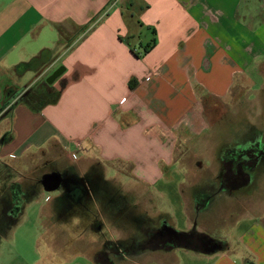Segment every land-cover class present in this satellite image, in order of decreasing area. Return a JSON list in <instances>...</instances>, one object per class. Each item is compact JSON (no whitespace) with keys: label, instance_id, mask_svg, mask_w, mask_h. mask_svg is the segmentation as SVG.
I'll use <instances>...</instances> for the list:
<instances>
[{"label":"crops","instance_id":"1","mask_svg":"<svg viewBox=\"0 0 264 264\" xmlns=\"http://www.w3.org/2000/svg\"><path fill=\"white\" fill-rule=\"evenodd\" d=\"M263 12L264 0H0V237L44 193L47 226L67 221L80 188L102 201L103 185L84 175L112 164L174 203L182 226L161 209L143 216L225 244L212 252L180 244L115 264L147 255V264H177L179 252L189 264H264V167L250 185L226 188L219 160L261 125ZM61 66L38 110L18 101L45 89L43 78ZM226 118L232 124L210 146L208 130ZM197 144L213 151L209 165L197 159ZM49 173L60 182L48 190ZM172 182L174 195L165 189ZM103 226H82L92 264L108 241L136 231L121 238Z\"/></svg>","mask_w":264,"mask_h":264},{"label":"rangeland","instance_id":"2","mask_svg":"<svg viewBox=\"0 0 264 264\" xmlns=\"http://www.w3.org/2000/svg\"><path fill=\"white\" fill-rule=\"evenodd\" d=\"M48 77L47 75L43 78L41 85L43 84L46 87L53 85L52 82L49 83L46 81ZM233 118L239 120L238 117ZM232 121V118H226L225 121H222L221 126L212 127V130L209 129L208 132H210V136L207 137L205 141L209 140L211 141V143H209L210 146L214 144V146L217 145L218 147V142L221 139L220 136L223 134L224 128L225 130L228 129ZM193 149L197 152V159H200L203 164L209 165L212 162L210 160L213 155L212 150L209 148H202L199 144ZM88 161H92V164L96 162L94 158ZM88 173L90 176L91 174L98 175V178L93 179L94 184L102 185L105 182H109L107 188L111 190V193L116 196L127 198L125 205H122L121 209H125L126 206L127 208L133 209L135 223L129 225L132 223L128 222L125 227L123 224L117 225V223L122 221V218L116 217L117 212L112 206H109L106 198L102 196V201L101 198L95 201L92 197H82V194L89 192L86 190L82 191V188H80V200L77 202V205L72 208L71 214L67 215V221L62 222L60 220V222H57L56 218L51 226H47V216L41 214L42 209L46 208L44 206L47 205L44 196L48 193H44V196L37 202L28 204L19 222L11 227L5 236L0 237V264H92L90 259L82 255V253L89 255L92 249H94L82 250V226L95 224L94 222H99V220H101V224L109 229L110 234L114 233V230L119 229V231H121L119 237L123 238L126 236V233L123 234L122 231L127 230L126 228L130 230L136 227L143 214H150L153 216L161 209L170 214L171 219L176 222L175 225L177 228H181V214L178 207H176L174 203L170 205L159 202L156 197H153L152 190H148L145 185L132 180L128 176L126 168L123 166L102 164L97 167L89 168ZM115 173L116 175H112L113 177H111V174ZM105 177H109L110 179L107 180L110 181H103ZM91 187L93 186L91 185ZM165 189L174 195L175 184L172 182L166 185ZM112 210H114V213ZM152 218L154 219V217ZM122 223L126 224L124 218ZM206 224L209 228L216 227V222L214 220ZM84 240L87 241V239ZM117 240L118 239H114L113 241ZM180 253L181 252H179L177 264H189ZM150 257L154 258V255L149 257L147 255L145 260L141 257L135 258V263L147 264L146 262ZM158 257V255H155L156 259H158ZM155 262L158 263V261Z\"/></svg>","mask_w":264,"mask_h":264},{"label":"flooded vegetation","instance_id":"3","mask_svg":"<svg viewBox=\"0 0 264 264\" xmlns=\"http://www.w3.org/2000/svg\"><path fill=\"white\" fill-rule=\"evenodd\" d=\"M262 117L261 125L256 131L254 128L248 130L246 136H243L238 144L226 146L219 154L221 184L226 188H239L250 185L259 170L264 167V113ZM84 178L94 185L93 179L98 178V175L91 174L90 176L89 173H86ZM102 185V196L106 198V201L109 202L110 200V204L117 208L115 209L117 211L116 217L122 218V221L124 218L126 223L129 222L132 223L129 225H133L135 223L133 211L127 206L125 209H121L122 205H125L126 199L123 196H116L111 193L105 183ZM76 199L79 201L80 197ZM77 202L73 203L71 201L69 205L72 207ZM140 218L133 234L123 240L108 241L109 243L105 244L104 249L95 252L94 260L96 264H115L116 259H123L127 255L150 250L171 249L181 244L179 237H175L171 225L164 218L157 217L153 219L149 216H141ZM95 224L101 225V220L96 221ZM199 238H203V236L188 232L184 244L191 245ZM203 240L208 241L210 239L204 237ZM213 243L214 241L211 240L210 244Z\"/></svg>","mask_w":264,"mask_h":264},{"label":"water","instance_id":"4","mask_svg":"<svg viewBox=\"0 0 264 264\" xmlns=\"http://www.w3.org/2000/svg\"><path fill=\"white\" fill-rule=\"evenodd\" d=\"M64 70V67H58L56 70H54L49 77L47 78V82H53V80L59 76ZM60 182V175L58 173H49L46 174L44 176V185L46 187V189H53L55 188L58 183ZM172 233L175 234V237H179L180 242L182 245H185V239H186V234L185 233H181V232H177L174 229H172ZM204 238V237H203ZM203 238H199L197 239L193 244L189 245L190 248L193 249H197L200 251H206V252H212L214 250H217L219 248V246L217 245V243H213L210 244L211 239L208 241H204Z\"/></svg>","mask_w":264,"mask_h":264},{"label":"trees","instance_id":"5","mask_svg":"<svg viewBox=\"0 0 264 264\" xmlns=\"http://www.w3.org/2000/svg\"><path fill=\"white\" fill-rule=\"evenodd\" d=\"M44 86V85H43ZM45 89H41V87H36L34 89H30L25 91L19 98L18 101H23L26 103L31 110H38L44 103L49 101L51 97L48 98L49 94L51 93V89L49 87L44 86ZM48 88V89H46ZM5 106H2L0 112L5 113L7 109ZM225 244L224 242H218L219 248L223 247ZM218 248V249H219Z\"/></svg>","mask_w":264,"mask_h":264}]
</instances>
